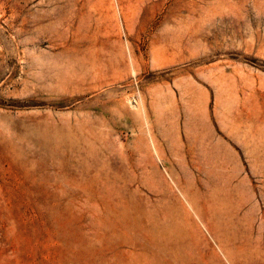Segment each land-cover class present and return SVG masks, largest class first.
I'll return each mask as SVG.
<instances>
[{"label":"rangeland","instance_id":"374dc122","mask_svg":"<svg viewBox=\"0 0 264 264\" xmlns=\"http://www.w3.org/2000/svg\"><path fill=\"white\" fill-rule=\"evenodd\" d=\"M0 264H264V0H0Z\"/></svg>","mask_w":264,"mask_h":264}]
</instances>
